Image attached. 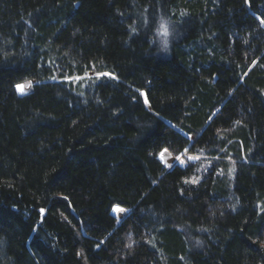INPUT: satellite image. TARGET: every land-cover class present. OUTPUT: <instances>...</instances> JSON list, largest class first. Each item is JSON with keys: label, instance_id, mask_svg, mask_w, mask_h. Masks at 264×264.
Wrapping results in <instances>:
<instances>
[{"label": "trees", "instance_id": "1", "mask_svg": "<svg viewBox=\"0 0 264 264\" xmlns=\"http://www.w3.org/2000/svg\"><path fill=\"white\" fill-rule=\"evenodd\" d=\"M261 20L264 0H0V264H264Z\"/></svg>", "mask_w": 264, "mask_h": 264}, {"label": "snow or ice", "instance_id": "2", "mask_svg": "<svg viewBox=\"0 0 264 264\" xmlns=\"http://www.w3.org/2000/svg\"><path fill=\"white\" fill-rule=\"evenodd\" d=\"M260 23H261L262 25H264V20H261ZM160 27H161V29H163V35H167L168 33H167V28H166V26H165L163 23H161ZM132 30L135 31V28H133ZM97 75H98V76H108V75H110V74H109V73H98ZM54 78H55V77H53V79H54ZM112 78L115 79L116 77L113 76ZM65 79L71 81V80H73V79H75V80H79V79H81V77H75V78H73V77H65ZM25 87H31V84L29 83V84L26 85V86L16 85L17 91L21 92V94H24V88H25ZM141 95H143V93H141ZM145 103H147V100L145 101ZM210 119H211V118H210ZM237 123H239V122H237ZM167 151H168L167 149H164V150L159 154V158H160V160H161L162 163H165V167H168V168L175 167V166H176L175 161H178L180 166H184V160L181 158V155H177V156L175 157V161L173 162V164H167V163L165 162V159H164V152H167ZM187 151H188V149H185V152H187ZM198 158H199V157H194V156H188V157H187V159H188L189 161H193V160H196V159H198ZM197 179H198V178H197ZM197 179H193V180H191V181H187V180H186L185 183H189V182H191V183H196V182H197ZM125 211H126V210H125L124 208H121V207H118V206H114V207H113V212H114V213L120 214V213H125ZM40 212H41V215L43 216V214L45 213V209L41 208V209H40ZM121 219H123V217H121Z\"/></svg>", "mask_w": 264, "mask_h": 264}, {"label": "rangeland", "instance_id": "3", "mask_svg": "<svg viewBox=\"0 0 264 264\" xmlns=\"http://www.w3.org/2000/svg\"><path fill=\"white\" fill-rule=\"evenodd\" d=\"M184 156H186V155H184ZM159 160H160V158H159V155H158V157H157ZM168 158V159H167ZM164 159H165V162L167 163V164H173V162L175 161V158L172 156V155H170L168 152H164ZM167 159V160H166ZM161 161V160H160ZM162 163V162H161ZM163 165H165V163H162ZM112 215H113V213H112ZM114 217H116L117 219H118V216H120V218L121 217H124L125 216V213H120V214H117L116 213V215H113Z\"/></svg>", "mask_w": 264, "mask_h": 264}, {"label": "water", "instance_id": "4", "mask_svg": "<svg viewBox=\"0 0 264 264\" xmlns=\"http://www.w3.org/2000/svg\"><path fill=\"white\" fill-rule=\"evenodd\" d=\"M112 213H113V215H116V213H114V212H112ZM118 219H121L120 216H118Z\"/></svg>", "mask_w": 264, "mask_h": 264}, {"label": "bare ground", "instance_id": "5", "mask_svg": "<svg viewBox=\"0 0 264 264\" xmlns=\"http://www.w3.org/2000/svg\"><path fill=\"white\" fill-rule=\"evenodd\" d=\"M167 159H168V158H167ZM167 159H166V160H167Z\"/></svg>", "mask_w": 264, "mask_h": 264}]
</instances>
